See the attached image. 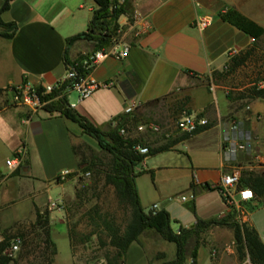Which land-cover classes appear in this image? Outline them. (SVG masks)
Returning <instances> with one entry per match:
<instances>
[{"label": "crops", "instance_id": "obj_1", "mask_svg": "<svg viewBox=\"0 0 264 264\" xmlns=\"http://www.w3.org/2000/svg\"><path fill=\"white\" fill-rule=\"evenodd\" d=\"M115 1L121 9L116 36L101 50L126 46L128 53L123 59L108 57L89 68L88 79L109 86L80 102L76 98L69 102L67 97L68 105L106 131L124 116L123 108L133 103V115L165 133L174 130L170 116L175 106L185 101L183 112L179 115L176 110L175 116L196 115L209 127L134 167V172H139L134 179L139 204L142 210L157 204L158 211L167 213L174 233L196 221H220L228 215L233 221L222 205L217 184L231 166L251 165L255 156L264 153V101L234 107L237 101L226 99V88L211 74L222 71L230 51L237 55L253 40L226 15L238 14L261 28L264 35V0ZM94 8L92 0H13L0 14L3 23L15 25L10 38L0 36V223H31L35 209L47 211L49 237L55 247L52 264L57 263L55 236L59 234L52 230L49 214L56 212L60 218L61 214L49 210V204L67 194L65 184L73 186L75 177L60 183L56 178L62 171L76 173L78 157L73 149L82 150L85 135L76 124L42 108L28 112L9 104L3 90L26 83L33 87L52 85L68 63L97 51L85 40L67 48L64 44L66 38L86 30ZM202 18L209 24L198 30L194 22ZM236 144L245 145V150L229 154L227 149ZM90 147L95 149L96 145ZM19 150L20 164L7 171L4 161ZM56 187L59 192L52 202L49 196ZM179 195L193 198L181 202ZM259 203L264 210V196L244 206L245 225L254 229L264 246V215L253 220L251 212ZM59 223L64 225L61 219ZM62 237V264H72L65 225ZM160 241L149 231L142 233L127 248L125 264L173 260L174 246L163 249ZM194 245L193 239L185 242L183 264L192 251L194 264H200L201 256L207 258V264H249L246 257L238 256L226 226H210Z\"/></svg>", "mask_w": 264, "mask_h": 264}, {"label": "trees", "instance_id": "obj_2", "mask_svg": "<svg viewBox=\"0 0 264 264\" xmlns=\"http://www.w3.org/2000/svg\"><path fill=\"white\" fill-rule=\"evenodd\" d=\"M13 0H1L0 14L7 11L10 2ZM94 9L84 32L70 36L64 40L67 48L73 42L85 40L92 42L96 50L107 47L116 36L117 19L121 14L120 6L115 0H92ZM232 24L238 27L243 33L253 39L251 45L243 52L229 58L221 72H212L211 77L215 81H223L233 76L239 68L248 63H256L255 58L257 42L263 35V30L236 13L226 15ZM15 30L14 23H3L0 20V36L10 38ZM65 54V52H64ZM77 60L67 64L72 66L80 61ZM251 58L252 61L250 60ZM63 87L49 95L41 97L46 104L42 109L48 114L57 116L77 125L81 134L91 138L96 144V151L88 147L82 150L73 149L78 157V168L76 173L69 174L66 178L76 177L73 187L72 199L62 205L63 223L66 228V236L73 259L74 249L77 245H84L94 239L98 250H102V264H125L124 256L131 243L137 241L138 237L149 231L162 241L174 246V259L161 264H183L184 244L188 239L194 240V247L200 235L212 225L226 226L232 233L235 250L240 258L246 257L249 264H264V246L260 242L253 228L247 225H238L227 219L218 221H196L190 228H179L174 233L169 226V218L165 211H157L153 215L144 213L138 200L135 177L139 174L134 172V167L147 157L154 156L161 152L170 150L177 143L188 139L209 127L196 128L191 133H182L175 129L174 123L177 117L175 112H183L186 102L175 106L170 116L172 131L157 135L155 139H149L145 135L136 132L135 128L140 120L133 114L124 115L115 121L114 127H108L101 131L93 126L85 118L78 115L67 103L65 94L61 93ZM40 91V89H38ZM236 100H261L264 101V84L258 86L251 83L244 87ZM231 100L229 93L225 95ZM235 100V99H234ZM187 113V112H186ZM143 124H146L143 122ZM124 128L127 132L125 137L117 135L118 128ZM167 134V137L164 136ZM136 147L146 148V153L139 154ZM84 173H88L85 177ZM57 183H60L56 178ZM239 184L248 188L253 196V201H258L264 196V170H244L240 174ZM110 189L112 201L116 211L121 213L120 218L115 216V210L111 209L110 201H107L104 191ZM34 221L21 225L16 223L13 226V234H2L0 239V264H16L25 260L26 264H52L55 255V247L49 237L48 212L34 210ZM82 227V232L77 230ZM19 240L16 259L6 255L12 239ZM189 258L194 264V252ZM72 264L73 261H72Z\"/></svg>", "mask_w": 264, "mask_h": 264}, {"label": "built area", "instance_id": "obj_3", "mask_svg": "<svg viewBox=\"0 0 264 264\" xmlns=\"http://www.w3.org/2000/svg\"><path fill=\"white\" fill-rule=\"evenodd\" d=\"M209 24L208 19L202 18L197 19L194 22V26L198 30L204 29ZM114 40V39H113ZM253 41V40H252ZM128 53V48L122 46L119 50H97L92 53H86L82 55L80 61L72 66H68L63 75L57 79V81L52 85H41L38 87H33L29 84H19L15 86L8 87L3 90L9 97V104L16 107H24L28 112H35L41 109L46 101H43L41 97L51 94L52 92L63 87L61 93L65 94L66 98L70 92L75 93V98L77 102L90 97L96 90L100 88H107L108 83H99L88 79L86 76V71L98 62L111 57L116 60H120L126 57ZM236 53L230 51L228 57L231 58ZM40 89V91H38ZM135 105L133 103L127 104L123 108V114L129 115L134 111ZM206 125V121L202 118L197 117L192 114H182L179 116L174 123V127L177 131L182 133H191L198 127H203ZM232 130L235 126L230 127ZM136 132L140 133L145 130L151 133H159L160 129L154 124H137L135 128ZM117 135L120 137H125L127 132L124 128L120 127L117 130ZM139 154L146 153V148L136 147ZM245 145L236 144L231 148L227 149L229 154H234L237 151H244ZM22 150H19L15 156L6 159L4 161V167L7 171H13L18 167L21 162ZM264 170V153L257 155L253 158L251 165H234L229 168V171L223 174L217 184V189L221 198L222 205L226 211H228L232 217L233 221L238 225H245L247 219V211L244 208L245 205L250 204L254 196L252 192L239 184L240 174L244 170ZM69 175L67 171H62L58 175L60 181L64 180L66 176ZM88 173H84L83 176H87ZM196 182V179L194 178ZM192 195H179L178 199L181 202L192 199ZM56 203L49 204V210H55ZM157 204H152L148 208V213L153 215L156 213ZM19 240L14 238L10 241L7 252L9 254H14L18 251ZM187 264H192L191 259H188Z\"/></svg>", "mask_w": 264, "mask_h": 264}, {"label": "rangeland", "instance_id": "obj_4", "mask_svg": "<svg viewBox=\"0 0 264 264\" xmlns=\"http://www.w3.org/2000/svg\"><path fill=\"white\" fill-rule=\"evenodd\" d=\"M264 36V35H262ZM262 36L259 38V40L262 38ZM258 40V41H259ZM256 48L258 49L256 51V54L254 55L255 58H257L256 63H248L246 66H244L243 68H239L237 71H235L233 73V76L231 78H228L226 80H223L220 82V84L222 86H224L226 88V91L229 93L230 97L232 100H236L237 97H239V95H241V93L243 95H245V93L243 92L244 87L248 86L251 83L257 84L258 86H262L264 84V38H262L261 41L257 42V46ZM251 58L250 60L252 61ZM75 98V93L74 92H70L68 94V100L69 102L74 101ZM237 102H235L233 104L234 107H244L245 105L250 104L252 101L254 100H248L246 98L241 99V100H236ZM146 124H150L148 122H145ZM138 124H143L142 121L138 122ZM141 135H145L147 136L149 139H155L157 137V135H153L150 133H146L145 131L140 132ZM157 134H160L157 133ZM83 140L84 142L87 144H84L83 147H88V149L94 151V154L99 155V153L96 151L97 149H93L90 146H94L96 145L95 142L87 137V136H83ZM90 145V146H89ZM82 149V148H81ZM83 152H85V154H88L87 151L82 150ZM256 171H259L256 169ZM73 186L71 187V184L67 183L64 185V188L67 192L66 195H64L58 202H56V209L54 211H58L61 214V218L59 216V214H56V212H53L51 214H49V220L51 222V228L55 233H58L59 236H55V240L57 242L58 245V257H57V263L56 264H62V256L63 253L60 249L59 246V241H62L63 237H62V233L64 231V225L59 223V220L61 219L63 222V212H62V205H64L65 203L69 202L72 197H73V187L76 183V177L73 180ZM56 192H53L49 198L50 200L53 202L59 192V188L56 187L54 188ZM105 196L107 201H110L111 204V209L115 210V216L117 218H120L121 213L119 211H116L115 209V205L114 202L112 201V196H111V191L110 189H106L104 191L103 197ZM148 209H143L144 213H147ZM252 219L256 220L257 218H260L262 215H264V210L262 209V205L259 203L258 206L256 208H254L252 211ZM21 225H26L27 223H20ZM13 226L14 224H7V225H2L0 223V239L2 234L5 235H12L13 234ZM174 227V225H172ZM77 230L79 232H82V227H78ZM160 247L163 249H168V248H173L172 244L166 243L164 241H160ZM98 245L96 243V241L94 239L90 240L88 243L84 244V245H77L75 247V251H74V256H73V263L74 264H102L103 260L101 258V253L102 250H98ZM4 253L8 256H10L13 260L16 259L17 257V252L14 254H9L7 251H4ZM208 260L207 258H204L203 256L200 257V264H207ZM16 264H26L25 260H21L19 261L17 259Z\"/></svg>", "mask_w": 264, "mask_h": 264}, {"label": "water", "instance_id": "obj_5", "mask_svg": "<svg viewBox=\"0 0 264 264\" xmlns=\"http://www.w3.org/2000/svg\"><path fill=\"white\" fill-rule=\"evenodd\" d=\"M55 182V181H54Z\"/></svg>", "mask_w": 264, "mask_h": 264}]
</instances>
